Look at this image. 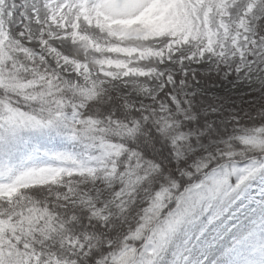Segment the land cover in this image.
<instances>
[{
    "label": "snow or ice",
    "instance_id": "snow-or-ice-1",
    "mask_svg": "<svg viewBox=\"0 0 264 264\" xmlns=\"http://www.w3.org/2000/svg\"><path fill=\"white\" fill-rule=\"evenodd\" d=\"M174 7L170 4H158L155 0H41L40 5L32 10V20L39 24L43 19L50 24H58L62 29L67 28L72 40L81 43L85 55L89 49H94L97 54L114 51L131 54L135 48H118L112 44L105 47L99 42L93 43L89 35L81 34L80 25L84 24L117 40H131L140 35L141 30L135 27L139 21L155 10L163 9L161 15H165L168 9ZM174 15L173 12L169 19ZM8 35L10 43L6 45L5 61L0 63V75H9L25 81L26 83L20 84L21 88H28L29 93L39 94L31 96V99L51 103L42 107L39 114L20 113L17 105L12 104L13 93L0 88V129L11 135V139L7 136L0 137V156L15 155L21 147L18 133L24 129L48 130L57 134L63 129L68 133L67 139L72 142L89 140L90 143L85 145L88 149L94 147L99 139L101 154L90 155L89 159L111 163L112 172L119 181L114 184L113 192L128 196L125 213L127 218L123 223H120L118 228L106 232V239L100 245L99 251L83 245L80 255L88 260V264H113L116 253L127 248L134 250V255L129 253V264H163L164 257H167V264H209L208 258L213 250L220 242L233 235L234 220L242 211L247 194L237 177H233L231 183L223 188L216 186L219 173L235 162L229 161L224 153L228 151L225 148L228 143L234 147L240 146L236 134H229L227 128L221 130L215 125L201 124L187 97L180 100L177 94L168 98L167 105H159L163 112L172 115V119L150 120L147 115L140 117V113L135 114L138 119L144 121L143 127L149 130V138L155 137L151 150L148 143L136 136L135 143L120 141L126 144V147L123 154L117 151L118 160H106L111 153L103 138L87 135L91 126L99 124V121L92 118L90 113L76 108L66 109L63 96H57L52 91L53 87L58 88L59 85L50 82L44 74V65L37 61L40 65L37 69L36 65L30 66L26 62V59H34L32 53L35 47H29L32 41L25 42V33L20 29L16 33L20 40L12 37L10 29ZM55 35L60 38L61 33L57 32ZM42 42L45 45L48 43L46 38ZM246 42L253 53H259L258 63L264 64V32L255 36L247 35ZM223 43V47L218 45L211 50L201 51L207 45L205 41L197 47L192 58L205 61L210 57L209 62L218 71L225 72L229 80L243 75L245 71H248L250 76L255 75L251 72L252 66L247 65L248 60L257 62L254 56L245 52V57L241 60L236 55V48L229 50L227 40ZM243 46L240 45L241 48ZM51 50L56 51L58 55L67 56L59 45H52ZM148 51L150 50L141 48L139 54L145 55ZM41 59L48 60L53 67L56 65L55 61L47 57L42 56ZM95 62L101 66L112 63L106 59H97ZM242 65L247 67L242 68ZM184 75L187 77L188 74ZM165 80V87L156 99L171 93L172 88L168 87L167 81H171L173 87L187 86L186 83H181L179 76L167 75ZM261 83L264 84V77L261 78ZM37 84L40 88L31 87ZM18 98L19 96L16 97ZM103 111L109 117L108 123H111L112 113L107 109ZM85 116L89 118L85 119ZM205 128L208 131H204ZM136 131L134 128H128L129 133ZM161 140L164 141L162 151L156 152L155 144H159ZM197 144L200 147L193 148V145ZM164 150L168 153V166L159 159ZM35 155L33 153L27 159L32 160ZM43 156L54 162H70L72 167H86L88 162L78 159L70 152H45ZM249 159L264 162V154L249 153ZM239 163L242 167L248 160ZM67 171L70 169L63 166H31L18 171L15 166L0 163V181H6L0 183V196L11 199L19 195L20 185L36 178L54 180ZM162 193H167V196L161 198ZM120 199H123V196H120ZM96 228L100 229V225L96 224ZM158 237H163V240L157 245ZM150 249L154 250L155 258L149 256ZM254 251L260 254L259 260L251 258ZM224 255L228 257L226 264H264V240L257 241L252 232L242 234L233 239ZM0 264H31V261L26 253L20 250L19 242L5 241L0 244ZM213 264L216 262L213 261Z\"/></svg>",
    "mask_w": 264,
    "mask_h": 264
},
{
    "label": "rangeland",
    "instance_id": "rangeland-1",
    "mask_svg": "<svg viewBox=\"0 0 264 264\" xmlns=\"http://www.w3.org/2000/svg\"><path fill=\"white\" fill-rule=\"evenodd\" d=\"M158 4H170L175 6L168 9L167 14L161 15V10H155L144 19L139 21L135 27L139 28L140 35L131 40H117L114 37H108L106 33H100L93 28L81 24L80 32L89 35L93 43L99 42L103 46L112 44L118 48H135L131 54L123 51H114L111 53L101 52L97 54L94 49H89L85 55V49L81 43L71 38V33L67 28H60L58 24H50L41 20L38 24L32 20V10L39 6L41 0H0V63L5 61L4 53L7 50L6 45L10 43L8 35L9 29L12 37L16 40L21 38L16 35L17 30H23L25 33L24 41H32L29 47H35L32 53L34 59L26 62L36 65L39 69L40 61L44 69L51 70L55 78L50 80L62 81L67 87L72 88L78 94H87L91 92H102L118 99L127 109L130 110H151L157 120L172 119V115L163 112L159 105H167L168 98L179 94L180 100L184 97H192L202 94L209 97L202 112L209 116L210 121L233 122L238 123L241 119L248 120L251 109H256L260 115L264 114V84L261 78L264 77V64L258 63L259 53H253L247 44V35H253L264 32V0H155ZM175 13L171 19L169 16ZM11 13V15H9ZM41 25H43L41 27ZM255 27V31L253 28ZM61 33L60 38L56 33ZM247 34V35H245ZM96 36L107 37V41L96 39ZM67 37V39H65ZM47 39L45 45L42 41ZM167 39V45L161 49L156 47H137V45H147L149 42H158ZM227 40V47L236 48V55L241 60L245 57V52L249 56H254L257 62L248 60L247 65H251V72L255 75L250 76L248 71L243 75L233 77L232 80L223 71H218L209 60L201 61L193 59V53L197 51L200 44L207 41V45L201 51H208L216 46H224L223 41ZM243 44V48L240 45ZM52 45H59L67 56L58 55L56 51L51 50ZM185 46L192 47V51L187 56H181L175 69L164 71L166 65H171L173 56ZM79 47V52H69V49ZM147 49L145 55H140L139 50ZM91 54L92 59L87 57ZM28 56V53H25ZM47 57L55 61L56 65L48 63V60H42L41 57ZM186 57V59L184 58ZM97 59H106L112 61L111 64L103 66L97 64ZM187 62H193L189 70L185 67ZM210 66L208 71H197L201 63ZM232 62L231 60L229 61ZM247 65H242L247 67ZM183 68L179 71V68ZM259 68V71H257ZM231 71V69H228ZM184 73H187L185 77ZM212 74L218 79L210 82L203 80L200 75ZM167 75L179 76L182 84L187 86L173 87L171 81H167L168 87L172 88L171 93L156 99L159 93L164 89ZM147 81L145 84L144 82ZM2 79L0 77V83ZM70 82V84H69ZM212 101V102H211ZM156 105L157 107H154ZM160 114V115H158ZM31 130V129H30ZM24 131V130H22ZM21 131V132H22ZM34 132V130H32ZM43 131H35L36 135H41ZM64 137L61 140L44 138L42 140H23L20 149L11 157L5 156L3 163L9 166H15L19 171L23 167H67L70 171L63 172V178L55 181L53 186L45 190L46 199L60 202L64 207L71 205H80L86 209L89 214L100 221L106 218L108 208L112 207L116 211V224L113 228H118L120 223L126 219V207L128 196L124 193L117 195L113 192L114 184L118 179L112 172L111 163L99 164L95 159H89L90 153L79 141L72 142L67 139V131H63ZM229 134H236V138L242 136L256 137L264 141V124L255 125L252 128L242 126H233L228 130ZM10 137V134H5ZM111 153L106 160H113L118 149L113 146H106ZM200 145H193L198 149ZM228 150L225 153L229 155V144L225 145ZM54 152H70L78 159L87 160L86 167H72L71 163L54 162L48 160L43 154ZM35 153L32 160L27 157ZM224 153V154H225ZM81 173H87L83 176ZM264 162L259 160H249L242 167L240 164H231L226 166L216 177L217 187L223 188L231 183L233 177L238 178L241 187L247 193L244 200L242 211L234 220V233L219 245L210 254L209 264H226L228 257L224 255L225 250L231 246L233 239L252 232L257 241L264 240ZM6 181H0L3 183ZM24 185V184H23ZM23 185H20L21 188ZM55 189V191H49ZM131 190H129L130 194ZM123 196V199H120ZM167 193H162L161 198H165ZM19 195L7 199L0 196V201L5 204L7 211L0 214V235L5 234L7 228L13 229L10 223H14L10 214V207L19 206L21 200ZM163 240V237L157 238V245ZM73 246L81 249V245L72 243ZM100 245V243H98ZM100 246L98 247V251ZM132 249H122L116 253L113 261L120 254ZM31 264H71L61 262L56 259H49L45 263H40L39 258L34 253L26 254ZM134 255V254H132ZM149 256L155 258L154 250H149ZM252 259L259 260L260 254L254 251ZM130 257L126 260L129 264ZM163 264H167V257L162 258ZM196 259L195 257L193 258ZM182 264V262H181Z\"/></svg>",
    "mask_w": 264,
    "mask_h": 264
},
{
    "label": "trees",
    "instance_id": "trees-1",
    "mask_svg": "<svg viewBox=\"0 0 264 264\" xmlns=\"http://www.w3.org/2000/svg\"><path fill=\"white\" fill-rule=\"evenodd\" d=\"M44 74L53 80L55 74L51 70L44 69ZM2 82L0 88H4L13 93L11 98L12 104H15L17 96L21 94L27 95L29 93L28 88H21L20 84L26 83L18 78H13L9 75H0ZM200 77L206 82H210L213 79L218 78L212 74L200 75ZM53 85H59V87H53L52 91L57 96H63L64 103L68 104V108H76L82 112L90 113L91 117L98 120L99 124L91 126L88 136H95L103 138L105 146H113L118 149L121 154L125 150L126 144L120 143V141H131L135 143V137L139 136L141 139L148 143L149 150H151L155 143V137L149 138L147 129H144V121L136 117V113H140V117H147L150 120H157L156 114L151 110H130L127 109L118 99L113 96H109L102 92H91L87 94H78L75 90L67 87L61 81H55ZM33 89L40 88V85L31 86ZM22 98V96H21ZM84 103H80V100ZM28 100L32 101L31 96H28ZM73 100L75 102L73 103ZM181 100H185V97ZM210 100L209 97L202 94L187 97V101L191 102V107L195 110L201 124H207L209 126L215 125L219 129L223 130L227 128V131L233 126H242L244 128H252L255 125L264 124V114L260 115L256 109H251L249 112L248 120L241 119L238 123H229L221 121H210L209 116L202 112V108L206 105V101ZM212 102V101H211ZM18 112L33 114V110L27 105L17 106ZM104 109H107L112 113L111 123H108L109 117L104 113ZM118 114V118H117ZM103 117V119H101ZM88 119V116L84 117ZM134 128L137 131L135 133H129L128 128ZM199 131V128H197ZM204 131H208L207 128ZM5 133L3 129H0V137H4ZM63 131L60 134L56 132L45 130L41 135H36L30 129H24L18 133L20 142L23 140H42L44 138H52L61 140L64 137ZM11 139V136L8 137ZM239 147H234L231 143L229 144L230 153L224 154L229 161H235L232 164H240L239 161L249 159V153H262L264 154V141L259 140L256 137L242 136L237 138ZM84 146L90 143L89 140L85 139L79 141ZM99 139L96 140L95 146L88 149L91 156H99L100 150ZM164 141L161 140L159 144H155L156 152L162 151ZM142 146V145H141ZM5 156H0V163H3ZM168 153L166 150L162 152L159 159L168 165ZM239 160H236V158ZM113 158L119 159L117 155ZM104 164V162L99 163ZM83 176H87V173H81ZM64 175L60 174L56 179H40L36 178L24 184L20 188V197L22 203L19 206H13L8 209L14 223H10L13 229L7 228L6 233L0 235V244L5 241L8 243H20V250L26 254H32L38 256L40 263H45L49 259H56L61 262H68L71 264H88V260L80 255L81 249L78 246H73V242L78 245H87L91 249L98 250V247L105 241L106 232L113 228L105 224L101 226L102 221L93 218L89 212L81 207L80 205H71L70 207H64L60 202H54V200L46 199L44 192L37 191L38 189L53 186L55 181L63 178ZM7 208L4 203L0 201V214H4ZM5 215V214H4ZM1 216V215H0ZM83 222V223H82ZM96 224L100 225V229L96 228ZM3 233V232H0ZM19 238V240L17 239ZM100 243V245H98ZM25 244L27 245L25 247ZM129 253L134 254V250H127L126 252L119 255L117 259L113 261V264H126V260L130 257ZM79 257V261H77Z\"/></svg>",
    "mask_w": 264,
    "mask_h": 264
},
{
    "label": "clouds",
    "instance_id": "clouds-1",
    "mask_svg": "<svg viewBox=\"0 0 264 264\" xmlns=\"http://www.w3.org/2000/svg\"><path fill=\"white\" fill-rule=\"evenodd\" d=\"M253 31H255V27L253 28ZM96 39L101 40V41H107L108 40V38L106 36L105 37L96 36ZM167 43H168L167 39H164V40H161V41H158V42H149L147 45H137V46L138 47H156L158 45L161 49H163L167 45ZM192 50L193 49L190 46H185L183 49H180L178 51V53L175 56H173L171 65H166L163 70L164 71H168L169 69H175L180 57L181 56H187ZM73 51L78 53L79 52V47L69 49L70 53L73 52ZM87 58L89 60H91L92 59L91 54H89V56ZM192 63L193 62H187L185 67H188L189 70H191ZM209 69H210V66L207 65L206 63L202 62L201 66L199 68H197L196 70L203 72V71H208ZM178 70L182 71L183 68L181 67ZM144 83L146 84L147 81H145ZM38 95L39 94H37V93H28L27 95L21 94L22 98H21V96H19V98L15 100V104L17 106L27 105L34 112H37L39 114L40 109L42 107H46V106L50 105L51 101L42 102L40 99H35V100L32 99V101L28 100V96H38ZM74 102H75V100H73V103ZM80 103H84V101L81 99ZM68 107H69V105L66 103L65 104V108L67 109ZM262 110H264V106H262ZM45 115H46V113H45ZM62 131H65V130L62 129ZM165 166H168V165H165ZM44 179H46V178H44ZM37 191L44 192L45 189L41 188V189H38ZM49 191H53L54 192L55 189H49ZM115 217H116L115 209H113L112 207H109L107 215H106V218H104L103 221L100 222L101 226L103 227L105 224H107L109 226L115 225L116 224Z\"/></svg>",
    "mask_w": 264,
    "mask_h": 264
}]
</instances>
